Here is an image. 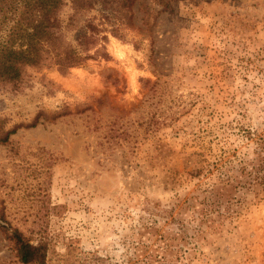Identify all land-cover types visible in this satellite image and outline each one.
Returning a JSON list of instances; mask_svg holds the SVG:
<instances>
[{
	"label": "rangeland",
	"instance_id": "rangeland-1",
	"mask_svg": "<svg viewBox=\"0 0 264 264\" xmlns=\"http://www.w3.org/2000/svg\"><path fill=\"white\" fill-rule=\"evenodd\" d=\"M89 2L60 11L87 60L0 86V217L47 264H264V191L235 186L264 156V0Z\"/></svg>",
	"mask_w": 264,
	"mask_h": 264
},
{
	"label": "trees",
	"instance_id": "trees-1",
	"mask_svg": "<svg viewBox=\"0 0 264 264\" xmlns=\"http://www.w3.org/2000/svg\"><path fill=\"white\" fill-rule=\"evenodd\" d=\"M71 4L74 15L79 16L91 5L89 0H71ZM64 5L65 0H0V86L18 87L25 68L49 65L65 74L88 59L66 40L64 31L72 21L63 25L60 11ZM13 132L0 137V143ZM263 149L260 146L259 151ZM239 170L235 186L264 191V156L241 162ZM0 231L12 243L20 264H47L49 243L43 237L35 241L26 238L17 228H9L2 217ZM149 264H157V260Z\"/></svg>",
	"mask_w": 264,
	"mask_h": 264
}]
</instances>
